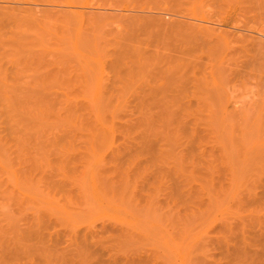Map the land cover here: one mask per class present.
I'll return each instance as SVG.
<instances>
[{
	"label": "bare ground",
	"instance_id": "1",
	"mask_svg": "<svg viewBox=\"0 0 264 264\" xmlns=\"http://www.w3.org/2000/svg\"><path fill=\"white\" fill-rule=\"evenodd\" d=\"M73 2L75 3V1H73ZM226 2H228V1H226ZM229 2H230L231 8L229 7V5L227 8H230V13L228 14L226 20L222 24H218V23L212 24V22L210 23L211 19H208L209 21L204 19V17H205L204 14H203L204 15L203 18H198V17H196L197 19L194 18V20L196 19L195 21L194 20L191 21L189 19L190 21H184L183 20L184 21L183 22L180 18H178L183 22V24L186 26V28H189L190 30L192 29L193 31L197 32L196 37H199V35H202V37H203V35H204L205 38L210 37L214 41L217 39L218 41L216 40L215 43H219V41L221 40L222 42L228 43L230 45V49L232 47V45L230 43H232L233 47L235 46L234 48L232 47L233 48V49H231L232 51L234 49H236V46H238V47L244 49L246 51L245 54H248L251 57V58H248V56L247 57H245V55L243 56L246 59L248 58V60H246L244 58H243V60L247 61L246 63L249 64L250 66H252V67L249 66L250 69L243 67L244 70H246L245 74H244L245 71H242L243 73L239 71L241 69V67L237 66L236 64H235L236 66H232V65H230L229 62H227V65L229 64V67L232 66L231 70H233V71H231L229 69L231 72L229 70L227 72L224 69H222L223 68L222 67L221 68V72L223 73L222 74L221 72H218V71H220L218 68V71H216L218 73H216V74L219 76H217V78H215V79L210 77L213 81L209 78L208 75L206 76L207 73L206 74L203 73L204 77H207L210 80H208L206 78L208 80L207 81V80H205L204 77L203 78L201 77L202 71L199 69L202 68V66L198 65L200 63H197L195 65V68H197L198 66H201L200 68L199 67L197 68L200 71L199 74H198L197 70L194 69L195 71H197V72H195V71H193L192 68H190V69H192L191 72L195 73V76L193 75L195 79L193 78L192 75L191 76H192L193 80L189 77V81H191L192 83L194 82L193 83L194 85L196 84V86H193L192 89H194V87H195V89L197 90V85L202 86L205 89L206 88L208 89V90H206V93H205L203 90L200 91L201 88L198 87V91L205 93L204 94L205 96L203 95V97H202V94H201V96H199L200 93H198L197 94L198 98L193 96L195 94V92H198V91H195V89H194V91H195L194 92L192 90L194 92V94L192 96L195 97L196 99H198L197 102H195L196 99H193L194 100V102H193V100H192L193 97H191L192 101H190V100L185 101L183 96H181V95H183V93L186 92L185 89L188 88V90H189V87H188L189 85H187L189 83L187 81L188 71H186L187 73H185L184 70H186L185 68L188 65V63H190L191 61H192V63L196 61V59H195V61L192 60L194 58H191V60L188 58H185V59H188V60H185L182 57V55L178 56L179 58H178L177 62L179 63V59H181L182 61L184 59L185 63L187 65L185 66L184 61L183 62L181 61V64L183 63L182 65L184 67L179 65L178 66L179 68L177 67L178 69L175 68L176 66L173 63V61H175V60H173V61L169 60L171 58V56L169 58L165 57L164 61L162 60L163 66H164L163 62L166 63V59L169 60V62L171 61L173 63V64H171V62H170V64L167 63L168 67L166 65L163 67V68L167 67L170 71H168V69H163L164 71L162 70V73H161L160 71H161L162 66L160 68L159 64H156L157 67H154L155 64L153 63L152 68L157 69L159 67L160 71L157 69L156 73H155V71L152 73V72H150L152 69H150L149 70L150 74L152 73V76H153L154 74L160 75L158 73H161V76L160 77L155 76V78H156V79H154L155 84L154 83L150 84V82H152L154 80H151L150 82H148L150 79L149 80L147 79L148 83L146 82L145 84L147 86L152 85L151 87H147L145 84L144 85L147 88L142 87L143 89H147L149 91L148 94H150V95L147 94L148 97H146V94H145V96L140 97V93H138L139 94L138 99L136 100V99L130 98V99H133L134 101L132 100V102H130V99H129L127 101V104L125 103V101L127 99H125V100L119 99L117 101L118 103L115 104L116 102L114 103L113 99L111 97H109V98L104 97L103 98L101 96L100 91H99V93H98V91H96V93H91L92 92L91 89L89 92L87 90L88 88H86V86H85L86 90L84 89V93H82L83 89H82V92H80L82 95H78L77 92L75 93V95H73L74 94V93H72L73 90L69 89L70 91H72V92L69 91L71 94H69V92L67 90L65 93L61 92V93H63V95L60 94L61 96H59L57 94L58 92H56V95H53V96L48 95V94H43V92H42L43 95L42 94L39 95L40 92L36 93V94L33 92L34 93V94H32L33 97L37 95L36 99H35V97L34 98L31 97L32 96L30 94L31 91L29 94H24L26 97L23 94H19L18 92H17L18 94L15 95V96L19 95L18 97L12 96L14 94L9 95L8 97L7 96L6 97L0 96V104L3 103L2 106H4L7 110L12 109L8 112H5L4 110H6V109H4L3 107H0L1 109L2 108L4 109V110L2 109V111L0 110L1 111L0 115L3 116V118H4V115H7L8 113H9V116L12 118H14V116H15V118L13 120L12 118L8 119L9 116L7 115L8 116L7 119L9 120V122L5 116V120H7V123L12 122L11 125L15 123V126H13V125L11 126L14 128H11V130H10V132H12V133H10L11 135L7 134V135H9V138H8V136L6 137V135L4 136L3 133H5V132H2L6 141H4V139H2L3 136H1L2 138L0 137V156L3 155V153H4V156H6V154H5V149L7 147L6 143L12 141V142H14V144H16V146H17L16 150L17 151L15 150L16 146L13 143H11V144H13L12 147L10 146L11 144L9 145V143H8V145L11 147V149H6V153L10 152L7 150H11L10 154H12V156L15 153H16V156L19 155V156H17V158H19V159L15 158L16 156L14 158L16 160H18V162L20 161V158H21L23 165H24V162L26 163V161L28 159H29L28 161H30V157L27 159V156L29 155L28 151H30L34 146L32 144L33 142L30 143L31 140L29 139V138H31V139L33 138L31 132H32V130L37 132L39 126H41L39 124V122H36L37 121L36 119L40 117L39 118V121H40V119L42 117V120H43V117H45V115L47 117H51V119L53 120L54 125H51L48 123L49 125H51V127L55 126L56 130L59 131V133H60V131H62L60 136H57L59 134L55 133L57 135H55L54 137H58V138H56V140H58L59 137H60V139H61V137H64V136H62L63 132H64L63 135H65V136L69 135L68 137H66V138H70V140H68V139L66 140L67 142L68 141L70 142L68 150L71 151V148L73 146H74V150L76 149L75 148L76 145H75V142L73 141V139L80 141L79 138H82V139L85 138V139H83L84 141L82 140V142L84 143L86 141L84 144L85 145L87 144L89 147L84 146V144L81 146L82 147L84 146L88 150L87 149H81L82 147H79L81 150H83L85 155H84V153L80 152L81 150L79 148H77L79 150L76 149L75 151L74 150H72V151L74 153H76V151H78V153L80 152L82 154V157H84V156L89 157V156H86V153L92 154L93 157L95 156V158H92V156H91L90 159L88 158L89 160L97 159L96 154H97L98 146L101 147L102 145L105 144V142L109 143V141L110 142H114V141L117 142L116 139L120 137V139H118V142H119V140H122V142L120 143L122 146H118V147L114 148L111 151L112 155L108 154V155H110L109 157H111L110 162L112 165L111 164L110 165L113 167V169H112L113 171H111V169H110V172H111V174L113 172H115L114 176L107 175L106 173H108V170L105 171L106 172L105 173V172H103L104 169H101V168H100L101 170H99V172L101 174H98L97 173L98 172L97 171L98 166L100 167L101 165H98L97 167L95 166L97 168L96 171L92 170V172L90 173L89 170H91V168L89 167V169H87L89 166L87 164L92 163L90 161L89 163H86L87 168H86V165H83V167H85L86 169L81 168V170H83V171L80 170L81 172L79 173V175L77 174L76 176L80 177L79 182H81L80 181L81 179L83 180V178L86 177L85 175L88 176V174H92V179L89 177H87V179L85 178L83 181L87 184L83 183V181H82L81 184H79V183L76 184L79 186L75 185V182H77V179L75 182H73V186L75 185V187L79 188L78 190L81 191V192L79 191L81 193L80 196H83V198L85 197V194H88L87 189H86V186L87 187L89 186L88 184H90V185L92 184L91 186L92 187L94 186L96 191L98 190V188H102L107 193V195L110 194V192H112L111 194L113 196H115V194L117 195L116 190H119V189L122 193H120V191H118V192L122 195L124 193H126V192L128 193L130 191L129 194L131 195V193H132V195H131L132 199H134V196L137 195L136 194L137 192H138V195L140 193L142 194L145 192L144 186L150 185V190L147 187L148 192H150V191L152 192L154 189V191L152 192V195H149V196L146 195L145 199H144V196L139 195L140 197H143V199L136 196L138 198L135 197L136 198V199H134L135 201L134 200L131 201V198H129L130 197V195H129L128 201H130L132 203L134 201V203H133V205H134L135 202H137L136 200H138V202H139L140 199H142L140 201V204H141V206L144 204L143 207L146 209L143 212L144 215L142 217L143 218L145 217L144 219H146V220L145 221L142 220L141 221L142 223L140 222L139 226L143 227L142 230L146 229V232L148 230L151 233L153 232L152 233V234H154L153 237L156 238V240L155 239H153V240L151 239V240L152 241L155 240L154 242L155 243L158 242V244L156 243L157 244L156 245V244H154V242H152L153 243L152 244L151 241H149V243L152 244V247L154 246L152 249L150 246L151 244L147 245V246H150L149 248L152 249V250L150 249V253H149V250L146 251L147 249L145 250L146 252H144V253H143V250H141L142 252H139L140 250L134 252V253H136L135 255L132 253L134 256L128 255L129 254L128 252H127L128 254L126 255L125 254L126 252H125L124 254L126 255V257L130 256V257H128L130 259H128V258L124 259L122 257L124 260H121V258H117L118 261H120V260L121 261L118 263L115 262L116 264H153V262L155 260L159 259V257H163L164 259L163 258L162 259L164 261L166 258L171 257L170 258L171 262L169 261V258H168V261H167L168 264L169 263H171V264H264V155H263V152H264V106H263L264 105L263 104L264 103V101H263V97H264L263 96V94H264V0H229ZM78 4H66V3L65 4L64 3L63 4H59V3L54 4L53 3L52 4L53 7L51 6L48 9H43V7H42L43 11L45 10L43 12V14L46 13V10L49 11V9H50L52 12L54 11L53 12L54 14L52 12H50V13H52V15H55L54 17H56V15L60 16V17L58 16V19L59 18L61 19L64 17L62 20H64V19L67 21L69 20V21H71L72 24L77 21V18L87 19V22L90 21L91 23H93L92 25H94V26L97 23L100 24V22L102 23V22L107 21L108 18H111L114 15L115 16L116 15H119V16L120 15L121 16L129 15L128 16L129 18L133 15L136 16L135 13L132 14V12L130 13V11L129 12L127 11L126 13L118 12L120 9L119 10L117 9L118 6H117V8H113L114 3H112V6L110 5L112 8L111 7H108V8L102 7V5L101 6L98 5L97 7H93V6L92 7H86V6H83V5L81 6ZM221 4H220V6H221ZM32 7L35 8L34 5ZM32 7L31 6L29 7V5H28V7H25L24 5L23 6H16V7L11 6V5H7V4H4V5L2 4V6L0 5V9L2 8V10L4 9L5 12H10V13H11V11L13 13V11L16 12L18 10L19 12L21 11V13H26V15H28L29 12L33 13V15H34L36 13L39 14L40 11H42V9L41 10L39 9L40 11H38L36 13L32 12V10H34ZM222 8H223V5H222ZM35 9L38 10L37 7ZM223 9L225 10L226 7ZM123 12H125V11H123ZM50 13L48 12L49 15H50ZM250 13H252V14H250ZM249 14L252 15V17L254 18V22L256 23V25L253 22H252L253 24L250 22L251 19L253 20V18L250 17ZM33 15L31 14L28 16L32 17ZM239 15H240V17L242 15L241 19H243L244 15H245V17L247 15H249L247 17H250V19H248V20H250L249 22L251 23L250 28H245L246 26L249 25V23L248 24L245 23L246 26L242 24V26H244L243 28L236 27L235 25L238 22L237 20L239 18L237 20L235 19L237 22L235 23V21H234L233 25L228 27L229 29H225L223 27L225 25L228 26L230 24V21L235 16L239 17ZM36 16L38 17V15H36ZM39 17H38V19H39ZM149 17L151 18V16H149ZM205 18H208V17H205ZM215 18L213 17L212 19H215ZM73 19H75L74 22H72ZM224 19H225V17H224ZM157 20H159V18ZM157 20H156V23H159ZM175 20L177 21V19H175ZM67 21H65V22H67ZM151 21H152V18H151ZM176 21H175V23H177ZM222 21H217V22L220 23ZM161 22H162V18H161ZM165 23L167 25V22H165ZM172 23L175 24L174 22H172ZM238 23H237V25L240 26L241 23L240 24H238ZM168 24L170 25V23H168ZM178 24H176L178 27H180V25H182V27L184 26L183 24L179 23V21H178ZM257 24L260 26L257 27ZM75 25L77 26V24H75ZM156 25H158V24H156ZM252 25H254V27L251 28ZM67 26H69V25H67ZM160 26H161V28L163 26L165 27V25H162V24ZM170 26H172V25H170ZM168 27L167 28L165 27V29L168 30ZM98 28H100V27H98ZM169 28H170V30H172L171 29L172 27H169ZM186 28L183 27V29H186ZM165 29H164V31H165ZM175 29H176V27H175ZM62 30H64V29H62ZM90 31H92V29ZM181 31H182V29H181ZM51 32H52V30H51ZM68 32H72V31L69 30ZM168 32H170V31H168ZM61 33H63V32H61ZM82 33H83V31H82ZM83 34H86V31ZM83 34H81V35H83ZM67 35H69V34H66V36ZM88 35H89V33H88ZM88 35H87V37L85 35L81 36V37L82 38L86 37L88 39L89 38ZM59 36H61L60 33H59ZM69 36H71V35H69ZM71 37L73 38V36H71ZM202 37L201 36L199 37V40L201 39V42H202V40L204 43L206 41H207V43L210 42L209 38L208 39L206 38L207 40L204 41L205 39H202ZM65 38L67 39V37H65ZM213 38H215V39H213ZM84 39L85 38H83V41L86 40V39L85 40ZM90 39H91V37H90ZM189 39H186V40H189ZM68 40L70 41V39H68ZM58 41H59V39H58ZM61 41L67 42L65 39H62ZM72 41H74V40H72ZM81 41L82 40L80 39V42ZM195 41H196V39H195ZM92 42L93 41L91 40V43ZM211 42L213 43V45H212V43H210V44L212 46H215L214 42L213 41H211ZM207 43H206V45L209 44V43L208 44ZM225 43H223V44H225ZM219 44L221 45V43H219ZM223 44H222V46H224ZM228 44H227V48H228ZM211 45H210V48H211ZM222 46H221L220 50H222V48H223ZM217 47H218V45H217ZM227 48H226V50H228ZM230 49L227 51L228 53H229V51H231ZM238 50H240V49L237 48L236 51H238ZM244 50H242V51H244ZM242 51L240 50V52H242ZM234 52L235 51H233V53ZM240 52H238V53H240ZM242 53L244 54V52H242ZM220 54H221V52H220ZM173 56H172V59H173ZM208 57H210V56H208ZM213 57L214 56L212 55V57L210 59L212 60ZM155 58H156V56H155ZM240 58H242V57L239 56L237 59V60H239V65L242 64V60L240 62ZM69 59H71V58H69ZM174 59H175V57H174ZM230 60H231L230 62L233 61L232 58ZM237 60H234V62L237 63L238 62ZM153 61H154V59H153ZM248 61H249V63H248ZM160 63H161V61H160ZM178 63H177V65H178ZM247 64H245V62H244V65H247ZM227 65H224V66H227ZM19 66H20V64H19ZM26 66H27V64H26ZM35 66H36V64H35ZM77 66H78V64H77ZM189 66L191 67L190 64H189ZM192 66L194 67L193 64H192ZM208 66H205V67L208 68ZM41 67H42V65H41ZM41 67H40V69H38L39 67H37V69L41 70ZM61 67H62V65H61ZM65 67L69 68L68 66H65ZM180 67H182V69H184L183 71L181 69V71L183 73H185V75L179 70ZM233 67L234 68L239 67L240 68V69L238 68L239 72L236 71L235 69H233ZM47 68H48V66H47ZM171 68L173 70L176 69L174 71V72H176V74H171ZM187 68L190 72V69L188 66H187ZM49 69L52 72L51 74L49 73L50 71H47L48 69L44 70V72L46 74L48 73V74L52 75L56 68H55V66L52 65ZM226 69H227V67H226ZM60 70L58 69V71L63 72V70L65 71L67 69H60ZM153 70H155V69H153ZM255 70H257L259 72V74H257ZM22 71H23V69H22ZM34 71H37V70L34 68ZM165 71L166 72L168 71V72L166 73ZM178 71H180L181 73L179 74ZM66 72L67 71H65V73ZM71 72H69V73H71ZM177 72H178V74H177ZM18 73H20V71ZM41 73H43V71ZM196 73L198 74V76H200L201 79L197 78ZM212 73H211V75H212ZM16 74H17V72H16ZM55 74H57V73H55ZM67 74H65V75H67ZM216 74H215V76H216ZM220 75H221V77H220ZM233 75H237L238 77L237 78L234 77L235 80L231 79L232 82L230 80L229 81L231 83H233V80H234V83H235L236 79H240L241 81H238V82H240V84H243V85L237 86L236 83L235 84L233 83V84L229 85L230 88H232L231 86L233 85V88L228 89L227 84H230V83H228L227 80L232 78ZM44 76H46V75H44ZM53 76H55V75L53 74ZM73 76H75V75H73ZM76 76H77V74H76ZM225 76H227L226 77L227 79L225 78ZM41 77H39V79ZM48 77H50V76H48ZM157 77H158V79H157ZM222 77L225 79V82H224V79ZM247 77H250V78H248L247 81L244 80ZM252 78H253L254 85H255L256 89L252 88L253 86L250 87V88L254 89V90L251 89L252 90L251 93L254 95H257L258 97L252 98V97H254V95L252 97H249L248 94L246 93L247 95H245L244 97L248 96L247 100L242 99V101H241L240 99L238 100L237 98H235L236 97V96H234L235 91H236V93L239 92L237 90L244 91L242 89V86L244 87V89H247V86H244L246 84L242 81H246V83L249 82L248 84H250V82L252 81ZM202 79L204 80L203 82H202ZM220 79H222V80H220ZM37 80H38V78H37ZM226 81H227V83H226ZM38 83H39V81H38ZM251 83H253V82H251ZM47 84H49V83H47ZM61 84H63V83H61ZM4 86H6V85H4ZM78 86H81V85H78ZM234 86H237V89H235L236 87H234ZM44 87H46V85ZM17 88H16V91L19 90V89L17 90ZM51 88H53V87H51ZM4 89H5V87H4ZM27 89L28 88H26V90ZM233 89H235L233 92L234 95L231 93L232 95L230 96V91L232 92ZM20 91L21 90H19V92ZM63 91H65V89ZM85 91L87 92V94ZM183 91H185V92H183ZM192 91H191V93H193ZM67 92H68V94H67ZM88 92L91 94H89ZM181 92H183V93L181 94ZM189 92H190V90H189ZM241 92H239V93H241ZM248 92H249V90H248ZM7 93H8V91L4 95H6ZM20 93H22V92H20ZM23 93H25L24 90H23ZM48 93H49V91H48ZM53 93H55V92H53ZM213 93L216 95V98H217L216 100L213 97ZM251 93H249V94H251ZM8 94H10V93H8ZM50 94H51V92H50ZM185 94H184V96H185ZM261 94H262V96H261ZM29 95H30V97H29ZM240 95H243V93ZM110 96H112V95H110ZM186 96H187V94H186ZM189 96H190V93H189ZM14 97H15V100H14ZM21 97H23V98H21ZM144 97H146V98H144ZM237 97L240 98L239 96H237ZM135 98H137V97L135 96ZM185 98L187 99L189 97L187 96ZM16 99H17V101H16ZM1 100H2V102H1ZM123 102L125 104H123V106H122ZM22 104L24 105L23 109L20 108V105H22ZM195 105H197V106H195ZM33 107H35V108H33ZM16 108H18V110L22 109L23 111L22 110L19 111L20 113L18 114V111L16 110ZM33 109H35V110H33ZM25 110L26 111L30 110V112H25ZM14 112L16 115L14 114L11 116V114ZM33 112H35V113H33ZM22 113H24V115L27 114L26 115L27 117L31 116V115L32 116L30 118L29 117L26 118V116H24ZM17 114L19 115L18 119L23 120L24 124H23V122H21L20 120L17 119V117H18ZM48 114H52V115H48ZM1 116H0V118H1ZM32 118H33V120H30L31 123H30V121L28 123V120L32 119ZM15 119L18 120L17 121L18 123L14 122ZM5 120H4V122H6ZM24 120L26 121V123ZM34 120H36V121L34 122ZM52 120L50 121V123H52ZM43 121H45V119ZM46 121H47V119H46ZM2 122H3V120H2ZM20 122H21L22 127H20ZM32 123H33V125H32ZM2 124L5 126L8 125V124H4V123H2ZM18 124H19V126H18L19 129L17 128ZM25 124H26V127H25ZM35 124H38L39 126H36ZM49 125H47V126H49ZM5 126H4V128H5ZM1 127H2V125H1ZM9 127H10V124H9ZM29 128L30 129L33 128V129L30 130ZM34 128H36L37 130H35ZM43 128H46V127H43ZM7 129H6V131H7ZM53 129H55V128H53ZM22 130H24V133ZM29 130H30V132H27ZM40 130L42 131V127ZM43 130H45V129H43ZM48 130H49V128H48ZM34 131H33V134H36ZM21 132L23 135L21 134ZM42 132L40 134L43 135ZM25 133H27L29 135L31 134L30 137H28L27 134H25ZM2 134L0 133V135H2ZM24 134H25V136H24ZM43 136H41L40 138L43 139L42 138ZM254 136H256V138ZM25 137H27V138H25ZM37 138H39V137H37ZM71 138H73L72 143L74 145H70L71 144ZM254 138H255V140H254ZM41 139H40V141H42ZM44 139H46V138H44ZM52 139L53 138H50L49 141H51ZM60 139L58 141H60V143H61L62 140H60ZM34 140H35V138H34ZM54 140H55V138H54ZM66 141H65V145L68 146L66 144ZM116 142H115V145H116ZM38 143H40L39 139H37L36 144H38ZM28 144L29 145L31 144L32 148L28 147L30 150L28 148H26L27 146H29ZM79 144H82V143H79ZM120 144H118V145H120ZM25 145H27L25 147L26 149L21 150L22 148H24ZM42 145H43V143H42ZM65 145H64V147H65ZM48 146H46V147H48ZM50 146H51V144H50ZM50 146L48 147L49 149H50ZM10 147H7V148H10ZM12 149H13V151H12ZM56 149H58V148L56 147ZM46 150H48V149H46ZM63 150H65V149L63 148ZM66 150H67V148H66ZM25 151L28 155L26 153L24 154ZM59 151L62 152V150H59ZM37 152L38 151H36V153L35 152L34 153L37 155ZM42 152L43 151H41V155L38 154V156H42ZM54 152H52V153H54ZM38 153H40V151ZM58 153L56 154V152H55L56 155H59ZM80 153H79V156L81 155ZM43 154H44V152H43ZM55 154H53V155H55ZM63 154H64V151H63L62 155ZM72 155H74V154H72ZM77 155L78 154L76 153L75 156L77 157ZM99 155H100V153H99ZM48 156H50V155H48ZM8 157H9V154L5 158L7 159ZM82 157H80L79 159H82ZM22 158H25L27 160L23 162ZM73 158H75V157H73ZM41 159H42V157H41ZM63 159H65V157ZM1 160H2V156H1ZM1 160H0V162H1ZM3 160H4V158H3ZM16 160H14V161H16ZM42 160H40L43 163V164L41 163L42 169H43V171H45L43 168L44 162ZM82 160H85V159L83 158ZM82 160H79V161H82ZM7 162L9 163V160L8 161L6 160L5 163L7 164ZM18 162H17V164H20V166H21L22 165L21 162L20 163H18ZM82 163L85 164L84 161H82ZM0 164H2V163H0ZM62 164H64V163H62ZM62 164H60V165H62ZM100 164H102V163H100ZM7 165H5V167L2 166V168L3 167L4 168L3 169L0 168V171H1V169L2 170L6 169V167H8V169H7L8 171L12 169L11 168L12 165L9 166L10 163ZM23 165H22V167L16 165L17 167H15V169L17 168L16 170L19 171L25 166L24 169L21 170L24 173L26 172L25 175H23V173L21 171L17 172L16 170H14V172L16 171L15 173L13 172V170H11V172H13L15 175L11 174V173H10V175H14V177H16V178L21 177L20 179H22V177H27L29 175L28 174L29 172H27V171H30L28 168L29 166L27 165L28 167H26V165H24V166ZM29 165H30V163H29ZM0 167H1V165H0ZM18 167H20V169ZM31 167H32V165H31ZM95 167H93V168H95ZM26 168L28 170H25ZM41 170L39 169L37 172H40ZM86 170L89 171V173L85 172ZM8 171H6V172L3 171V172L7 173ZM35 171H36V169H35ZM33 172H34V168H33ZM67 172H70V171L67 170ZM20 173H22V174H20ZM72 173H73V171H72ZM72 173H69V174L67 173V174L71 175ZM104 173L107 176L104 175ZM1 174H3V173H1ZM26 174H28V175H26ZM67 174H65V175L67 176ZM72 175H74V174H72ZM29 176L27 177V179L30 178L32 175L30 177ZM108 176H111V177L108 178ZM35 177H36V175H35ZM60 177L63 179L62 176H60ZM18 178L16 179L17 181H18ZM149 178H151V179H149ZM8 180L10 181V179H8ZM12 180H13V178H12ZM87 180H89L90 183H88L89 181L87 182ZM139 180H141V182ZM33 181H35V180L33 179ZM69 184H70V182H69ZM82 184H85V185H82ZM163 185H164L163 190H166L167 192L164 193L163 197H161L160 192H157V190L158 189L161 190L160 188H162ZM37 186H39V185H37ZM91 186L89 188L92 191V189H94V188H91ZM151 186L154 188H151ZM19 187H17V188H19ZM31 187H33V186H31ZM139 187H140V190L141 191L143 190L144 192L137 191V189H139ZM28 188H29V186H28ZM71 188H72V186H71ZM128 188H131V189L128 190ZM25 189L27 190V188H25ZM82 189H84L86 191L83 192L84 190H82ZM20 190H21V187H20ZM30 190H32V188ZM74 190H76V189H74ZM103 190L100 189V191L102 193H104ZM68 191H69V188H68ZM147 191L145 193H148ZM31 192L35 193V191H31ZM88 192H89V190H88ZM156 192L159 193V195H157ZM153 193H154V195H153ZM24 194H26V193H24ZM27 194H29V193H27ZM36 194L38 196L39 193L37 192ZM33 195H31V196H33ZM76 195H77V193H76ZM124 195L123 196L118 195L117 197L121 196L122 198H124ZM16 197H18V196H16ZM107 198H109V196ZM107 198L105 197L106 201H107ZM19 199H21V198H19ZM80 199L81 198H79V201H80ZM87 199H88V197H87ZM111 199L112 198H110V201L114 202L113 199L112 200ZM35 200H37V199H35ZM41 201H43V200H41ZM85 201H86V203L88 202V200H85ZM85 201H83L81 203L79 202V203L82 204ZM142 201L144 203H142ZM114 204H120V203H114ZM136 204H139V203H136ZM83 205H81V206L83 207ZM89 205H91V204H89ZM120 205H122V206L127 205L130 207V209L132 208V206H131L132 204H130L129 202H128V204L125 203V205H124V203L123 204L121 203ZM133 207L134 208H132V210L133 209L136 210L135 205ZM139 207H140V205H139ZM124 208H127V207H124ZM144 208L142 209V211L144 210ZM86 209L88 210L87 207H86ZM137 211L138 210H136V212ZM78 213H80V212H78ZM81 213H82V211H81ZM138 213H140L139 214V217H140L141 211H139ZM136 214H135V216H137ZM142 217L140 219H142ZM137 223L138 222L136 221L135 224H137ZM128 224L129 223L127 221V227H128ZM133 224H134V222L132 221V224H130V225L132 226ZM130 225H129V227H130ZM12 226H13V224H12ZM137 226H132V228L130 227L131 229L127 228L128 230L130 229V231H131V232L129 231L130 235L133 234V236H137L141 233V232L140 233L138 232L139 227H137ZM91 228L92 227H90L89 230L92 231ZM125 228H124V230H121V231H119L120 230L119 228H118L119 230L118 229L116 230V228H114L112 230H115L114 233L116 231L117 232L119 231V233H120L119 236H121L124 231H125L124 233H126V234L128 233L127 232L128 230L126 231ZM133 229H135L134 232H133ZM11 230L13 231L14 229H11ZM105 230H106V227H105ZM140 230L141 229L139 228V231ZM24 231H27V230H24ZM32 231H29V234ZM136 231L139 234H137ZM110 232H112V231L110 230ZM25 233H27V232H25ZM33 233H35V232H33ZM129 233L127 234L128 236L126 235L128 238H130ZM3 234L4 233H2V235ZM118 234H117V237H118ZM143 234H144V232H143ZM146 234H149V233H146ZM21 235L19 236V238H21ZM150 236H152V235H150ZM0 237H1V234H0ZM93 237H95V236H93ZM122 237H125V236L122 235ZM141 237L142 236L140 235V238ZM11 238H12V236H11ZM88 238H90V236ZM136 238H139V236ZM147 238H149V237H147ZM168 238H173L175 245L172 244V246H169L171 252L169 253V251H168L167 252L168 256L164 257L163 255H165V254L162 255V253H161V255H159L157 253L165 251V249H166L165 247H167L169 245ZM20 240H22V239H20ZM86 240H87V238H86ZM84 241L85 240H82L83 243H85ZM144 243H146V242H144ZM11 244H12V242H11ZM11 244H10V246H11ZM22 245H23V243H22ZM78 246H79V244H78ZM17 247H15V248L18 249ZM7 248L8 247H6V249ZM20 248H19V252L21 250ZM16 249H15L16 252L13 250L15 253L18 252ZM138 249H139V247H138ZM154 249H156V250H154ZM167 249H168V247H167ZM2 250H3V248H2ZM153 250L155 252H153ZM24 251H26V248L24 249ZM50 251H51V249H50ZM93 251H95V249ZM108 251L110 253V250H108ZM151 251H152V253H151ZM41 252L42 251H40V253ZM53 252H54V250H53ZM85 252L87 253V251H85ZM4 253H6V251ZM154 253H155V257H156V255L159 256V257H156L157 259H155ZM2 254H0V256H2ZM7 254H9V252H7ZM32 254H33V252H32ZM47 254H48L47 255V259H48L49 253H47ZM68 254H66V256H68ZM79 254H82V252ZM92 254H93V252H92ZM169 254H170V256H169ZM23 255H24V253H23ZM44 255H45V251H44ZM50 255H51V253H50ZM88 255L90 256V253ZM116 255H119V254H116ZM17 256L19 257V254ZM97 256H100V254L98 255V253H97ZM113 256H114V254H113ZM35 257L37 258V256H35ZM56 257H58V256H56ZM70 257H71V255H70ZM83 257L85 258V256H82V258ZM102 257H103V255H102ZM30 258H31V256H30ZM36 258H35L34 262L36 261ZM95 258H96V256H95ZM69 259L72 260L74 258L71 257ZM100 259H101V257H100ZM109 259H110V257H109ZM19 260H20V258H19ZM42 260L43 259H41V261ZM58 260H60V258ZM63 260L64 259L62 258V261ZM102 260H104V259H102ZM102 260H100V261H102ZM65 261H66V259L64 260V264H66V262H68L69 260L66 262ZM78 261H80V259ZM97 261H99V258ZM112 261H114V260H112ZM164 261H161V263L163 262L165 264L166 261L165 262ZM27 262H28V260H27ZM29 262H30V260H29ZM159 262L155 261L154 264H156V263L161 264ZM50 263H51V261H50ZM71 263H72V261H71ZM71 263H67V264H71ZM80 263H81V261H80ZM35 264H36V262H35ZM97 264H98V262H97ZM99 264H101V263H99Z\"/></svg>",
	"mask_w": 264,
	"mask_h": 264
},
{
	"label": "rangeland",
	"instance_id": "2",
	"mask_svg": "<svg viewBox=\"0 0 264 264\" xmlns=\"http://www.w3.org/2000/svg\"><path fill=\"white\" fill-rule=\"evenodd\" d=\"M73 1H75V3ZM226 1H228V2H226ZM226 1L225 0H0V5L1 6H2V4L3 5L4 4H7V5L15 6V7L16 6H23V5L25 7H28V5H29V7L30 6L32 7L34 5L35 8L36 7L38 8V10H37L34 7H32L34 9V10H32V12H35V13L38 12V11H40L42 9V7H43V9L50 8L53 3L54 4L55 3H59V4H63V3L64 4L65 3L66 4H78L79 3L78 5H81V6L83 5V6H86V7H92V6L93 7H97L98 5L99 6L102 5V7H106V8L111 7L112 6V3H114L113 4V8H117V6H118L117 9L118 10L120 9L118 12H120V13L121 12L122 13H126L127 11L128 12L130 11V13L132 12V14H134V13L136 14V16H134V15L131 16L130 15L131 16L130 18L128 17L129 15H124V16H121V15L120 16L119 15H116L115 16L114 15L111 18H108L107 21L102 22V23L100 22V24L97 23L98 25L96 24L95 26L92 25L93 23H91L90 21L87 22V19L77 18V21L76 22H74L75 19L72 20V22H74L75 24H77V26H76L74 23L72 24L71 21H69V20L67 21V20L64 19L67 22H65L64 20H62L64 17L61 18V19L60 18L58 19V16L59 15H56V17H54L55 15H52V13L54 11L52 12L50 9H49V11L46 10V13H44V14H43V12L45 10L43 11V9H42V11H40L39 14L36 13V14L33 15V13H30L29 12L28 15H31V14L33 15L31 17V16L26 15V13H21V11L19 12L18 10H17L18 12L15 10L16 12L13 11V13H12V11H11V13H10V12H5V10L4 9L2 10V8H1L0 9V91H1L0 92V96H2V97H6L7 96L8 97L11 94H14L12 96H15L18 93L24 95V94H29L30 91H31V93H30L31 95L34 94V93L35 94L36 93H39V92H40L39 93V95H40L43 92V94H48V95L53 96V95H56V92H58L57 94L59 96H61L67 90H68V92L70 90H73V92L70 91V92L74 93L73 95H75L76 92H77L78 95H82L80 92H82V89H83V92L82 93H84V89H85V86H86V88H88L87 90L89 92H90V89H91V91H92L91 93H96V91H98V93H99V91H100L101 96L103 98L104 97L105 98L111 97L113 99V102L114 103L116 102L115 104L118 103L117 101L119 99H121V100L127 99L125 101V103L127 104V101L130 98H133V99H136L137 100L138 97H139V94L138 93H140V97L141 96H145V94H146V97H148V95H150V94H148L149 91L147 89H143V88L151 87L152 85H149L148 84L149 86H147L145 83L149 79L150 80L148 82H150L151 80L156 79L155 76L160 77L161 76V73H162V70L163 69H168L167 68L168 67V64H170V62H171V61L169 62V60H172V61L175 60V61H173V63L176 66L175 68H177L179 65L182 66V67H184L182 65L183 63L181 64V61H182L181 59H179V63L177 62L178 61V58H179L178 57L179 55H182V57L184 59L185 58H188V59L191 60V58H194V59H192L194 61L196 59V61L193 62V63H192V61L190 63H188L186 61L188 63V65H187L185 63V60H188V59H185L184 60L182 58L183 61H184V63H185L184 65L185 66L187 65L189 67V69L192 68L193 71L197 70L198 71V74L200 73L199 70H201L202 71L201 73L203 75V76L201 75L202 78L204 77V74L203 73H205V74L207 73L206 76L208 75L209 78L211 77V78H214L215 79V78H217V76H219L216 73L221 72V68L222 67H223L222 69H224L225 71L228 72L229 69L230 70L232 69L231 68L232 66H236V65L239 66V67H241V69L239 67L238 68L240 70L237 67L236 68L233 67V69H235L236 71L239 70L240 72L245 71L244 72V74H245L246 73V70H244V68H249L250 65L247 64L246 63L247 61L243 60V58L246 59L245 57H247V56H248V58H251V57L248 54H245L246 51L244 49L236 46V49L238 48L241 51L244 50V51H242V52H244V54L242 52H240V50L236 51V49L233 50L236 53L235 52L233 53V51L231 49H233L235 46L233 47V44L232 43H230V44L232 45L233 48L231 47V49H230V45L228 43L222 42L220 40L219 41V43H221V45H220L219 43H215V41L217 39L214 41V40H212V38L208 37L209 38V41H210V42H208L209 43L208 44L207 41H206L208 38L206 37L207 38L206 39L204 35H203V37H202V35H199V37L201 36L202 39H205L204 41H206L205 43L203 42V40L201 42V39L199 40V37H196L197 36V32L196 31H193L192 29H191L192 30L191 31L189 28H186V26L183 24L184 21H190V20L192 21L196 17L203 18L204 15H205V17H208V18H205L204 17V19H206L207 21H209L208 19H211L210 20V23L212 22V24L213 23L214 24H217V23L218 24H222V23H224V21L226 20L228 14L230 13V8H231L230 7V2L231 1L230 2H229V0H226ZM220 4H221V6H220ZM222 5H223V8L226 7L225 10L222 8ZM228 5H229L230 8H227ZM123 11H125V12H123ZM48 12L49 13L52 12V13H50V15H49ZM250 14H252V13H250ZM36 15H38V17L40 16L39 19H38V17ZM249 15H247V16H249ZM149 16H151L153 22L151 21V18ZM157 17L159 18L160 21L157 20L158 19ZM213 17L214 18L216 17L217 19L216 18L215 19H212ZM224 17H225V19H224ZM241 17H242V15H241ZM241 17H240V15H239V17L238 16H235L230 21V24L228 26L225 25L223 27L225 29H229L228 27L232 26L234 21L236 23L237 21L239 22L240 20L241 21L239 23L238 22L237 23L238 24L241 23L240 24L241 27L239 25H237V23L235 25L236 27L243 28L244 26H242V24L246 26V24L249 23V25L246 26L245 28H250V24L252 22L256 25V23L254 22V18L252 17V15H250V17L253 18V20L251 19V21L248 20V19H250V17H247L246 18L245 15L243 16V19H241ZM161 18H162V22H161ZM178 18H180L182 21L183 20L184 21L182 22ZM175 19H177V21ZM235 19L236 20L238 19V20L236 21ZM156 20L159 23H156ZM175 21L177 23H175ZM178 21H179V23L183 24L184 25L183 27H185L186 29H183L182 25H180V27H178L176 25V24H178ZM217 21H222V22L219 23ZM165 22H167V25H166ZM172 22H174L175 24H173ZM168 23H170V25H172V26H170ZM156 24H158V25H156ZM161 24L162 25H165L166 28L168 26L169 27H172L171 28L172 30H170L169 27H168V30H167V29H165L164 26L161 28V26H160ZM67 25H69V26H67ZM174 26L176 27V29H175ZM258 26H260V25L257 24V27ZM98 27H100V28H98ZM252 27H254V25H252L251 28ZM62 29H64V30H62ZM91 29H92V31H90ZM164 29H165V31H164ZM181 29H182V31H181ZM51 30H52V32H51ZM69 30L72 31L73 33L72 32H68ZM60 31L63 32V33H61ZM82 31H83V33H85V31H86V34H83ZM168 31H170V32H168ZM188 32L190 34L191 33L192 34L190 35ZM59 33H60L61 36H59ZM88 33H89V35H88ZM66 34H69V35L73 36V38L71 36H69V35L66 36ZM81 34H83V35H81ZM84 35L86 37L88 35L89 36V38H88L89 40L86 37H83V38L86 39V40L84 39L85 41H83V38L81 36H84ZM65 37H67V39ZM90 37H91V39H90ZM58 39H59V41H58ZM62 39H65L67 42H63L64 40L61 41ZM68 39H70L71 42ZM80 39L83 42L82 41L80 42ZM186 39H189V40H186ZM195 39H196V41H195ZM213 39H215V38H213ZM72 40H74V41H72ZM91 40L93 41L92 43H91ZM211 41L214 42V45L215 46H212L213 43ZM206 43L208 45H206ZM210 43H212V45ZM223 43H225L226 45L223 44ZM216 44L218 45V47H217ZM222 44L224 46H222ZM227 44H228V48H227ZM210 45H211V48H210ZM221 46L223 47L222 50H220L221 49ZM226 48L228 50L230 49L232 52L229 51V53H228L227 52L228 50H226ZM220 52H221V54H220ZM238 52H240V53H238ZM211 54L214 56L212 58V60L210 59L212 57ZM238 55L240 57H242V58H240V62L242 60V64L241 65H239V60H237L238 57H239ZM244 55H245V57H243ZM155 56H156V58H155ZM170 56H171V58L169 60L166 59V63L163 62L164 63V66L165 65L167 66V67L163 68L164 66L162 65V60L164 61L165 60L164 59L165 57L166 58L167 57L169 58ZM172 56H173V59H172ZM208 56H210V57H208ZM174 57H175V59H174ZM69 58H71V59H69ZM231 58H232V60L235 58L234 60H237L238 62L236 63V62H234V60L232 62H230L231 61L230 60ZM248 58L246 60H248ZM153 59H154V61H153ZM160 61H161V63H160ZM243 61L248 66L247 65H244V62ZM227 62H229L230 65H232V66L229 67V64L227 65ZM153 63L155 64L154 67H157L156 64H159L160 68L162 66L161 71L159 70L160 69L159 67L157 68L161 72V73H158L160 75L154 74L152 76V73L154 71H155V73L157 72V69L156 68H152L153 67ZM173 63L171 62V64H173ZM177 63H178V65H177ZM197 63H200L198 65H201L202 66V68H200L201 66H198L197 65L200 68L199 70L197 69L198 67L195 68V65ZM248 63H249V61H248ZM19 64H20V66H19ZM26 64H27V66H26ZM35 64H36V66H35ZM77 64H78V66H77ZM189 64L191 65V67L189 66ZM192 64L194 65V67L192 66ZM41 65H42V67H41ZM46 65L48 66V68H47ZM52 65L55 66V68H56L55 71L53 72V74L56 77L53 76V74L50 75L52 72L50 71L49 68ZM61 65H62L63 68L61 67ZM224 65H227V66H224ZM65 66H68L69 68H66ZM187 66L185 68L186 70L182 69V67H180L179 70L181 71V69H182V71L184 70L185 73H187L186 71H188L187 81L189 83L187 85H189L188 87H189L190 92H189L188 88L185 89L186 92L185 91H183V92H185L189 98L186 99L185 97H187V96L183 92H181V94L183 93V95H181V94L180 95L183 96V98H184L185 101H189V100L192 101L193 99H196L195 97L198 96L197 95L198 93H200L199 96H201V94H202V97H203V95L206 93V90H208V89L207 88L205 89L204 87L198 86V85H197V90L194 87L195 91H198V87H199V88H201L200 91L203 90L205 93L204 92H200V91L195 92L194 89H192V87L193 86H196V84L194 85L193 84L194 82L192 83L191 81H189V77L193 80V78L195 76V73L191 72L192 69H190V72H189ZM205 66H208V68L205 67ZM37 67H39L38 69H40V67H41V70H38ZM226 67H227V69H226ZM250 67H252V66H250ZM34 68L37 71H34ZM218 68H219L220 71H218ZM22 69H23V71H22ZM58 69L59 70L60 69H67V70H65L67 72L65 73V71L63 70V72H64L63 73V72H60L61 70L58 71ZM150 69H152L150 71V72H152L151 74L149 72ZM153 69H155V70H153ZM44 70L50 71L49 72L50 74H48V73L46 74L44 72ZM175 70H173L171 68V74H176V72H174ZM19 71H20L21 74L18 73ZM42 71H43V73H41ZM168 71H170V70L168 69ZM180 71H178L179 74L182 72V71L181 72ZM197 71H195V72H197ZM216 71H218V72H216ZM231 71H233V70H231ZM255 71H256L257 74H259V72L257 70H255ZM16 72H17L18 75L16 74ZM69 72H71V73H69ZM178 72H177V74H178ZM210 72L211 73L213 72L212 75H211ZM55 73H57V74H55ZM185 73H183V74L185 75ZM65 74H67V75H65ZM76 74H77V76H76ZM198 74L196 76L199 79L200 76H198ZM215 74H216V76H215ZM44 75H46V76H44ZM47 75L50 76V77H48ZM73 75H75V76H73ZM191 75L192 76L194 75L193 78H192ZM39 77H41V78L39 79ZM158 77H157V79H158ZM220 77H221V75H220ZM226 77L227 76H225V78ZM234 77L237 78L238 76L237 75H233L232 78H230V79L227 80L228 83H230V84H227L228 89L230 88L229 85H231V84L234 83V80H235ZM37 78H38V80H37ZM204 78H205V80L208 79L207 77H204ZM248 78H250V77H247L244 80L247 81ZM210 79H208V80H210ZM231 79H234L233 80V83H231L232 82ZM220 80H222V79H220ZM38 81H39V83H38ZM203 81L204 80L202 79V82ZM227 81H226V83H227ZM238 81H241V80L240 79H236L235 83L237 84V86L238 85H243V84H240V82H238ZM246 81H242V82H244L246 84L244 86H247V89H244V87L242 86V89L244 91L237 90L239 92H241V91L242 92L241 93H239V92L236 93V91L234 92V90L237 89V86H234L236 88L233 89L232 92L230 91V96L234 92L235 95L234 94L233 95L236 96L235 98H237L238 100L240 99L241 101H242V99H246L247 100L248 96L249 97H252L254 94H252L251 91L254 90V89H256V87L254 85L253 78H252V81H251L253 83L250 82V84H248L249 82L246 83ZM224 82H225V79H224ZM47 83H49V84H47ZM61 83H63V84H61ZM153 83L155 84V80L152 81V82H150V84H153ZM14 84L16 86L18 85L17 86L18 88ZM4 85H6V86H4ZM43 85L44 86L46 85V87H44ZM78 85H81L82 87L81 86H78ZM4 87H5L6 90L4 89ZM51 87H53V88H51ZM231 87L233 88V85ZM250 87H252L254 89H252ZM16 88H17V90L18 89L21 90L20 92H22V93H20L19 90L16 91ZM26 88H28L29 90L27 89L28 90L27 91ZM232 88H230V89H232ZM64 89H65V91H63ZM23 90H24L25 93H23ZM192 90L195 92V94H194V92ZM248 90H249V92H248ZM7 91L10 94L7 93L6 95H4ZM48 91H49V93H48ZM191 91L193 93H191ZM50 92H51V94H50ZM53 92H55V93H53ZM61 92H63V93H61ZM68 92H67V94H68ZM70 92H69V94H71ZM91 93H89V94H91ZM189 93H190V96H189ZM242 93H243V95H240ZM246 93L248 94V96L247 97H244L245 95H247ZM249 93H251L252 95L249 94ZM86 94H87V92H86ZM184 94H185V96H184ZM262 94H261V96H262ZM110 95H112V96H110ZM192 95L195 96V97H193ZM18 96H15V97H18ZM135 96L137 98H135ZM237 96H239L240 98H238ZM263 96H264V94H263ZM15 97H14V100H15ZM29 97H30V95H29ZM31 97H33V95ZM34 97L36 99L37 98V95L34 96ZM146 97H144V98H146ZM191 97H193L192 100H191ZM213 97L215 98V100L217 99L216 98V95L214 93H213ZM255 97L257 98L258 96L257 95H254V97H252V98H255ZM21 98H23V97H21ZM133 99H130V102H132ZM197 100L198 99H196L195 102H197ZM16 101H17V99H16ZM263 101H264V97H263ZM1 102H2V100H1ZM193 102H194V100H193ZM125 103L123 102L122 103V106ZM2 105H3V103L0 104V107H3L4 109H6ZM23 106H24L23 104L20 105V108L23 109ZM195 106H197V105H195ZM18 108H16V110L18 111V114H19L20 113L19 111H21L22 109L18 110ZM33 108H35V107H33ZM2 109L0 108L1 111H2ZM6 110H4V111L5 112H8V111H10L12 109L7 110V111ZM33 110H35V109H33ZM1 111H0V114H1ZM25 112H30V110L29 111H26L25 110ZM24 113H22V114L24 115ZM33 113H35V112H33ZM14 114H15V112L12 113L11 116L14 115ZM7 115L9 116V113ZM7 115H4V118H3V116L0 115L1 116V118H0V122L1 123L0 124L2 125V127L0 125V133L2 134V132H5L6 133L8 131L6 134L5 133H3V134H4V136L6 135V137L8 136V138H9V135H11L10 133H12V132H10V130H11V128H14V127H11V126L12 125L15 126V123L14 122H17L20 119H18L19 118V115H18V117H17L18 120L15 119V121L13 122L14 124L11 125L12 122L7 123V120L10 119V118H12V117L9 116V118H8ZM26 115L27 114H25L24 116H26ZM48 115H52V114H48ZM5 116H6V119L8 118L7 120H5ZM31 116H28V117L30 118ZM28 117L26 116V118H28ZM14 118H15V116H14ZM14 118H12V119L14 120ZM39 118L36 119L37 121L34 120V122L35 121L36 122H39V124L41 125V126H39L38 124H35L36 126H39L38 130L36 128H34L35 130H37V132L34 131V130H32L33 128L32 129L29 128L30 130H32L31 134H32L33 138L32 139L29 138L31 140V141L30 140L29 141H30V143L33 142L32 143L34 145V146L32 145L33 148L31 147V144L30 145L28 144L29 146L25 145L24 148H22L23 146L21 147L22 148L21 150H24V149H26L28 147L29 148H32L31 150L28 148L31 151V152L28 151L29 152V155L26 153V151L24 152V154L26 153L28 155L27 156V159L30 157V161H28L29 159L27 160L25 158H22L23 159V162L27 160L26 163L24 162V165H26V167L29 166L28 168H29V170L31 172L30 171H27V172H29L28 174L30 176L31 175L32 176L30 177L28 174H26V175H28L30 178L27 179L28 176L27 177H22V179H20L21 177H19V178L17 177L18 178V181H17L16 180L17 178L14 177V175H15L14 173L17 171L16 170L17 168L15 169V167L20 166V164H17L18 160L15 159L19 155L16 156V153H15L12 156V154H10L11 150H7V151H10L9 153L7 152L9 154V157L7 159L5 158V157L8 156V154L6 153V149H11V147L14 144V142H12V141L11 142H8L9 145L11 143H13V144L10 145L11 147L8 145V143H6L7 147H10V148H7L5 146L6 147V149H5L6 156H4V153H3V155H1L2 156V160L4 158L3 161L1 160V156H0V160H1L0 163L3 164V165L0 164L1 165L0 168H2V166L5 167V165H7V164L10 163L9 166L12 165L11 166L12 169L10 167L9 168L11 170H13V172H14V170H16L13 173V172H11V170H9V171L7 170L8 167H6V169L2 170L4 168L3 167L1 169V171H0V234H1V237H0V254L3 253L2 256H0V264H15V263L16 264H30V263L31 264H35V262H36V264H39V263L40 264H64V260L65 259H66V261L69 260L68 262L65 261L66 264L67 263H71V261H72L71 264H73V263L74 264L75 263L76 264H97V262H98V264L99 263H101V264H104V263L105 264L106 263L107 264H110L111 262H112L111 264H116V263L120 262L121 260H124L125 258L130 257V256H127L126 257V255L128 253H129L128 255H132V256H134L136 254L134 252H136L138 250H140L139 252H142L141 250H143V253L149 250V253H150V249L151 248L153 249V247H154V246L152 247V244H153L152 242H154L156 240V238L153 237L154 236V234H152L153 232L151 233V232H149V230L146 232V229L142 230L143 227H140L139 226L140 225V222L142 220L143 221L146 220V219H144L145 217L144 218L142 217L144 215L143 212L146 209L143 207L144 204L142 206L140 204V201L143 199V197H140L139 195L144 196V199H145L146 195H148V196L149 195H152V192L154 191V189H153L152 192L151 191L150 192L147 191L148 188L150 190V185L149 186H144L145 192L147 191L149 194L148 193H145L143 190L141 191L140 190V187H139V189H137V191L144 192L145 193V194L144 193H142V194L140 193L138 195V192H137L136 193L137 195L135 194L139 198H142V199H140L139 202H138V200H136L137 202H135V204H134L135 205V209L138 210L137 212L134 209L132 210V208H134L133 207L134 206L133 203L135 201L134 199H136L138 197L134 196V199H132L131 198L132 193H131V195L129 194L130 191L128 193L126 192L127 194L124 193L126 196L123 194L124 195V198H122L121 196H123V195L120 194L122 192L120 191L119 188H118L119 190H116L117 191V195L115 194L116 193L115 192L114 193L115 196H113L111 194L112 192H110V194L107 195V193L102 188H98L99 191L98 190L96 191V189L94 188V186L93 187L91 186L92 184L91 185L88 184L89 186L88 187L86 186V189H87V193L89 195L88 194H85V197L86 198L85 197L83 198V196H80L81 195V193H80L81 191L78 190L79 188L78 187H75L76 184H78V183L81 184V182L85 178L87 179V177H89V178L92 179V174H88V176L84 174L86 177H84L83 180L81 179L80 180L81 182H79L80 177L79 176H76L77 174L79 175V173L81 171H83V170H81V168L82 169L85 168V167H83V165H86V163H89L90 161L92 163L87 164V165H89L88 168H87V165H86V168L87 169H89V167L91 168V170H89L90 173L92 172V170H95L96 171V169H97L96 167L98 165H101L100 167L98 166V170H97L98 171L97 172L98 174H101L99 172V170L104 169L103 172H105V171L108 170V173L105 172L107 175L114 176L115 172H113L112 174L110 172V169H111V171H113L112 170L113 167L111 166L112 165L111 162H110L111 157H109V156L112 155L111 151L114 148H116L118 146H122L120 144L122 142V140H119V142H118V139H120V137L116 139L117 142L116 141H114V142H110L109 141V143L108 142H105V144L102 145L101 147L98 146V148H97V154H96L97 159H95L96 161L95 160H89L90 157L92 156V154L86 153V156H89V157H85V156L82 157V154L80 153V152L84 153L83 150H81V149H87V148L84 147V146H88L87 144L86 145L84 144L86 141L84 143L82 142V140L85 139V138H83V139L82 138H79L80 141H77V140L71 138V144L70 145H74L72 143L74 141L75 142V145H76L75 146L76 149L79 148V147H82L81 145L84 144V146L81 149L79 148L81 150L79 152L81 155L79 156L78 151H76V153L78 154L77 157H76L75 156L76 153H74L72 151V150H74V146L73 147L71 146L73 148V149L71 148V151L68 150L69 149L68 147H69V143L70 142L69 141L67 142L66 140L67 139L70 140V138H66V137H68L69 135L66 134L67 136H65V135H63L64 134V132H63L62 133V136H64V137H61V139L59 137V139L62 140L61 143H60V141H58L59 139L56 140V138H58V137H54V136L57 135V134H59L57 136H60L62 131H60V133H59V131L56 130V127L55 126H52L51 127V125H54L53 124V120L51 119V117H47L45 115V117H43V120L45 119V121H46V119H47L46 122L42 120V117H41V119L39 121ZM2 120H3V122H2ZM4 120L6 122H4ZM30 120H33V118L32 119H29L28 120V123H29ZM51 120H52V123H50ZM20 121L23 122V120H20ZM8 122H9V120H8ZM21 122H20V127H22L21 126ZM2 123L8 124V125H6L7 127L5 125H3ZM25 123H26V121H25ZM30 123H31V121H30ZM48 123L51 124V125H49ZM9 124H10V127H9ZM23 124H24V122H23ZM32 125H33V123H32ZM47 125H49L51 128L49 126H47ZM4 126H5V128H4ZM18 126H19V124L17 125V128H18ZM25 127H26V124H25ZM41 127H42V131L43 132L40 130ZM43 127H46V128H43ZM48 128H49V130H48ZM53 128H55V129H53ZM6 129H7V131H6ZM43 129H45V130L47 129V130L45 131ZM30 130L27 131V132H30ZM22 131L24 133V130H22ZM33 131L36 134H33ZM41 132L43 133L44 136L42 134H40ZM55 133H57V134H55ZM3 134L0 135V137L3 136ZM7 134H9V135H7ZM21 134H22V132H21ZM25 134H27V133H25ZM25 134H24V136H25ZM30 135L27 134L28 137H30ZM4 136H3V138L2 137L1 138L4 139V141H6L5 138H4ZM41 136H43L42 137L43 139L40 138ZM37 137H39V138H37ZM254 137L256 138V136H254ZM25 138H27V137H25ZM34 138H35V140H34ZM44 138H46V139H44ZM50 138H53V139L51 141H49ZM54 138H55L56 141L54 140ZM255 138H254V140H255ZM37 139H39V142H40V143H38L39 145L36 144ZM40 139L42 141H40ZM72 139H73V141H72ZM65 141H66V144L68 146L65 145ZM115 142H116V145H115ZM42 143H43V145H42ZM79 143H82V144H79ZM50 144H51V146H50ZM118 144H120V145H118ZM14 145L16 146V144H14ZM48 145L50 146V149L48 148L49 147ZM64 145H65V147L67 148L68 151L66 150V148L64 147ZM46 146H48V147H46ZM56 147L58 149H56ZM63 148L66 151L63 150ZM13 149H12V151H13ZM16 149H17V146L15 147V150ZM46 149H48V150H46ZM79 149H77V150H79ZM35 150L38 151V152L40 151V153L37 152V155H36L35 154L36 153ZM59 150H62V152L59 151ZM41 151H43L44 154L42 152V156H38V154L41 155ZM54 151L56 152V154L59 152L58 153L59 155H56ZM63 151H64V154L65 155L64 154L62 155ZM52 152H54V153H52ZM99 153H100V155H99ZM53 154H55V155H53ZM72 154H74V155H72ZM108 154H110V155H108ZM48 155H50V156H48ZM84 155H85V153H84ZM263 155H264V152H263ZM63 156L65 157V159H63L64 158ZM41 157H42L43 160L41 159ZM73 157H75L77 160L75 158H73ZM80 157H82V159L84 158L86 161L85 160H82V159H79ZM92 158H95V156L94 157L92 156ZM17 159H19V158H17ZM78 159L84 161L85 164H83L82 161H79ZM6 160L7 161L9 160V163L7 162V164H6L5 163ZM14 160H16L17 162L14 161ZM40 160H42L44 162L43 168H44V170L46 172L43 171L42 165H41L42 162ZM20 162L22 164L21 158H20V161L18 163H20ZM61 162L64 163V164H62ZM29 163H30V165H29ZM100 163H102V164L104 163V164L102 165ZM60 164H62V165H60ZM22 165L20 167H22ZM31 165H32V167H31ZM20 167H18V168L20 169ZM24 167L21 170H23ZM93 167H95V168H93ZM33 168H34V172H33ZM35 169H36V171H35ZM39 169L40 170L42 169V170L40 172H37ZM21 170H19V171H21ZM25 170H28V169L26 168ZM67 170H69L70 172H67ZM3 171H5V172L8 171V172L5 173ZM19 171H17V172H19ZM72 171H73V173H72ZM89 171L86 170L85 172H88L89 173ZM1 173H3V174H1ZM10 173L11 174H14V175H10ZM22 173H23V175H25L26 172L25 173L22 172ZM22 173H20V174H22ZM67 173L68 174L69 173H72L74 175H72V174L71 175H68ZM105 173H104V175H106ZM34 174L36 175V177H35ZM58 174L60 176H62L63 179ZM65 174H67V176ZM111 176H108V178L111 177ZM12 178H13V180H12ZM8 179H10V181ZM33 179L35 181H33ZM76 179H77V182H75ZM149 179H151V178H149ZM89 180H87V182ZM141 180H139V181L141 182ZM68 181L70 182V184H69ZM90 181L88 183H90ZM73 182H75V185L74 186H73ZM83 183H85V182L83 181ZM85 184H87V183H85ZM85 184H82V185H85ZM37 185H39V186H37ZM19 186L21 187V190L23 189L22 191L20 190V187ZM28 186H29V188H28ZM31 186H33V187H31ZM71 186H72V188H71ZM76 186H79V185H76ZM90 186H91V188H94V189H92V191L89 188ZM17 187H19V188H17ZM24 187L27 188V190ZM163 187H164V185L162 186V188H160L161 190H159V189H158L159 191L157 190V192H160V196L161 197H163L164 196V193L167 192L166 190H163ZM31 188H32V190H30ZM68 188H69V191H68ZM73 188L76 189L77 191L74 190ZM151 188H154V187L151 186ZM100 189L103 190L104 193H102L100 191ZM130 189L131 188H128V190H130ZM82 190H84V189H82ZM88 190H89V192H88ZM31 191H35V193H32ZM85 191L86 190H84L83 192H85ZM118 191H120V193ZM37 192L39 193L38 196L36 194ZM24 193H26V194H24ZM27 193H29V194H27ZM76 193H77V195H76ZM31 195H33V196H31ZM118 195H121V196L117 197ZM129 195H130V197H129ZM153 195H154V193H153ZM157 195H159V193H157ZM16 196H18V197H16ZM108 196H109V198H107ZM87 197H88V199H87ZM105 197L107 198V201L108 202L106 201ZM128 197L131 198V201L134 200L133 203L130 202V201H128V199H129ZM19 198H21V199H19ZM79 198H81L80 201H79ZM110 198H112L114 202L110 201ZM35 199H37L38 201L35 200ZM122 199L123 200L125 199V200L123 201ZM41 200H43V201H41ZM85 200H88V202L86 203ZM83 201H85V202L82 203V204H80ZM143 201H142V203H144ZM128 202L130 204H132L131 205L132 206L131 209L127 205L126 206L120 205L121 203L122 204L124 203V205H125V203L128 204ZM114 203H120V204H114ZM136 203H139V204H136ZM89 204H91V205H89ZM81 205H83V207ZM139 205H140L141 208L139 207ZM86 207L88 208V210L86 209ZM124 207H127V208H124ZM142 207L144 208L143 211H142V209H143ZM81 211H82V213H81ZM139 211H141L140 217H139V214L140 213H138ZM78 212H80V213H78ZM134 213L135 214L137 213L136 215L138 217L135 216ZM141 217H142V219H140ZM127 221L129 223L128 224V227H127ZM132 221L134 222V224L132 226H137L138 225L137 227H139L141 229L139 231V228H138V232L139 233L141 232L140 234L136 231L137 234H139V235L136 234L137 236H133V234H131L132 235L131 236L130 233H129L130 229L132 228V226L130 225V224H132ZM136 221L138 222L137 224H135ZM12 224H13L14 227L12 226ZM129 225H130L131 228L129 227ZM90 227H92L91 228L92 231L89 230ZM105 227H106V230H105ZM123 227L124 228L126 227L125 228L126 231L128 230L127 228H130L127 231L129 233V237L130 238L127 237L128 236L127 235L128 233L127 234L124 233L125 231L122 234L125 237H122V235L119 236L120 235L119 231L124 230ZM10 228L11 229H14L13 230L14 232ZM114 228H116V230L118 229L119 231L118 232L116 231L114 233L115 230H112ZM24 230H27V231H24ZM110 230L112 232H110ZM134 230L135 229H133V232H134ZM29 231H32V232L29 234ZM1 232L4 233V234L2 235ZM25 232H27L28 234L25 233ZM33 232H35V233H33ZM143 232H144V234H143ZM146 233H149V234H146ZM19 234L20 235L22 234L21 235V238H19V236H20ZM117 234H118V237H117ZM140 235L143 238L142 237L140 238ZM150 235H152V236H150ZM11 236H12V238H11ZM89 236H90V238H88ZM93 236H95V237H93ZM138 236H139V238H136ZM147 237H149V238H147ZM86 238H87V240H86ZM20 239H22V240H20ZM151 239L152 240L155 239V240L152 241ZM82 240H85L84 241L85 243H83ZM149 241H151L152 244L149 243ZM168 241H169V245L167 246L168 249H167V247H165L167 250L165 249L164 252L163 251L160 252V253L158 252L157 254L161 255V253H162V255L165 254V255H163L164 257H167L168 256L167 255L168 254L167 252L168 251H169V253L171 252L169 246H172V244L175 245V242H174V239L173 238H168ZM11 242H12V244H11ZM144 242H146L147 244L144 243ZM22 243H23V245H22ZM156 243L158 244V242H156ZM156 243L154 242V244H156ZM10 244H11V246H10ZM78 244H79V246H78ZM148 244L149 245L151 244L150 245L151 248H149L150 246H147ZM6 247H8L7 248L8 250L6 249ZM15 247H17L18 249H16ZM90 247L93 250L95 249V251H93ZM138 247H139V249H138ZM2 248H3V250H2ZM19 248L21 249L20 252H19ZM25 248H26V251H24ZM15 249L19 252V253L17 252L19 254V257L17 256L18 254L15 253L16 252ZM50 249H51V251H50ZM53 250H54V252H53ZM108 250H110V253H109ZM154 250H156V249H154ZM154 250H153V252H155ZM5 251H6V253H4ZM40 251H42L43 253L42 252L40 253ZM44 251H45V255H44ZM85 251H87V253ZM7 252H9L10 255L7 254ZM22 252L24 253V255H23ZM32 252H33V254H32ZM81 252H82V254H79ZM92 252H93V254H92ZM47 253H49L48 259H47V255H48ZM50 253H51L52 256L50 255ZM89 253H90V256L88 255ZM97 253H98V255L100 254V256H97ZM151 253H152V251H151ZM66 254H68L69 257L66 256ZM113 254H114V256H113ZM116 254H119V255H116ZM70 255L74 259H72V260L69 259V258H71ZM94 255L96 256V258H95ZM102 255H103V257H102ZM30 256H31L32 259L30 258ZM35 256H37V258ZM56 256H58L60 258V260H58L59 258L56 257ZM82 256H85V258L84 257L82 258ZM169 256H170V254H169ZM61 257L64 259L63 261H62V258ZM100 257H101V259H100ZM109 257H110V259H109ZM154 257H155V253H154ZM156 257H159V256L156 255ZM156 257H155V259H157ZM19 258H20V260H19ZM35 258H36V261L34 262ZM98 258H99V261H97ZM117 258H121V260L118 261ZM162 258L163 257H159V259H157L158 261L157 260H155V261L156 262H159L160 261L159 263H161V261H164L163 260L164 258L163 259ZM168 258H166L167 260L165 259L166 263L168 261ZM170 258H169V261H170ZM41 259H43V260L41 261ZM79 259H80L81 263H80V261H78ZM102 259H104V260H102ZM128 259H130V258H128ZM27 260H28V262H27ZM29 260H30V262H29ZM49 260L51 261V263H50ZM100 260H102V261H100ZM112 260H114V261H112ZM154 262H153V264H154ZM161 264H164V263L162 262ZM169 264H171V263H169Z\"/></svg>",
	"mask_w": 264,
	"mask_h": 264
}]
</instances>
